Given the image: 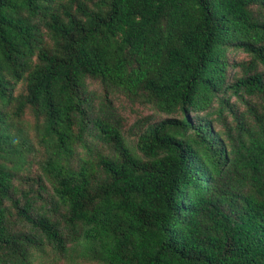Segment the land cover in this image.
I'll use <instances>...</instances> for the list:
<instances>
[{
	"label": "trees",
	"instance_id": "1",
	"mask_svg": "<svg viewBox=\"0 0 264 264\" xmlns=\"http://www.w3.org/2000/svg\"><path fill=\"white\" fill-rule=\"evenodd\" d=\"M48 250L264 264V0H0V264Z\"/></svg>",
	"mask_w": 264,
	"mask_h": 264
},
{
	"label": "rangeland",
	"instance_id": "2",
	"mask_svg": "<svg viewBox=\"0 0 264 264\" xmlns=\"http://www.w3.org/2000/svg\"><path fill=\"white\" fill-rule=\"evenodd\" d=\"M229 58H235V59H241L245 58V54L242 52L238 53H231L229 55ZM95 86V83L91 84V87ZM116 103H119L120 110L119 112L124 117V130L125 132L128 131V129L131 128V125L138 117H146L149 115H152V119L157 118L158 116H155V113L153 110H151L148 106H142L139 104H132L129 102L125 97L119 95L116 98ZM24 120L28 121L30 123L29 126L32 125V115L30 113H27L24 116ZM129 138H132V135L130 133H127ZM37 147V144H35ZM33 170L36 169V165L32 167ZM41 264H86L85 262L81 261L77 258L76 261H71L69 257L65 256H55L53 255L51 250H48V253L43 254L41 257Z\"/></svg>",
	"mask_w": 264,
	"mask_h": 264
}]
</instances>
